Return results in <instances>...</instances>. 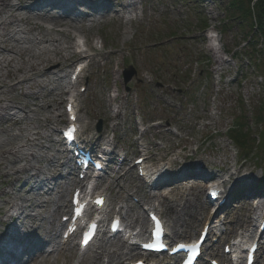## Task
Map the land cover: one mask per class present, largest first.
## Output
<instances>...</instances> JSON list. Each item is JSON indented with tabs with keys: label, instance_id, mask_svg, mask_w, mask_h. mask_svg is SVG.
<instances>
[{
	"label": "rangeland",
	"instance_id": "374dc122",
	"mask_svg": "<svg viewBox=\"0 0 264 264\" xmlns=\"http://www.w3.org/2000/svg\"><path fill=\"white\" fill-rule=\"evenodd\" d=\"M12 1L14 2L15 0ZM142 1L143 3L139 4L138 8L134 11L137 14L135 15L134 13L137 19L133 22L122 24L119 21L105 20L104 23L84 30L86 38L92 45L88 46V48L90 52H93V59L91 57V60H86V62L89 61V66L79 84V86L85 85L87 87V91L79 95L81 100V125H88V129L85 133L94 136L93 133L97 121H101L102 123V130L100 133H102V131H111L110 129H112V125L114 124L115 128L113 129L116 130L114 134L112 133V137L117 140L121 152L125 151L129 153L128 155L131 160L135 158V156H133V154L136 153L134 150H137V147L134 145L135 140L138 141L139 147L142 144V140L153 142L154 146L155 144L162 146V143H167L172 146L174 142H179V146L183 149L181 157L193 156L189 164H191L190 166L201 168L198 174L204 172L213 174L215 170H217L218 172L224 171L226 175V169L230 166L231 172H236V174L244 176L253 175V179L257 182L255 184L264 187V96L262 94L264 92L263 89L254 85L255 81L251 75L245 79H240L241 74H238V71L242 68L241 72H245V65L242 59H236L234 57L236 54L241 55L240 51H243V44L240 45V43L245 31L248 30L246 28L247 24L243 23L240 27L237 25L238 21L228 22V15L233 12L229 11L231 0ZM246 1L247 0H244L245 3ZM85 9L91 13L96 11L93 7ZM41 10V8L37 7L30 12L33 14H35L34 12L41 13ZM75 18H77V16ZM83 19L82 17L81 20ZM204 19L207 22V26L209 25L208 29L211 27L215 28L220 38V45L218 46L220 50L219 55L222 56L224 60L228 61L223 64L220 61V66H222L223 70L228 71V74H230L232 78L237 74L235 82L229 86V88L223 85L219 89V93L211 89L212 85H210L209 77L211 69L207 68V66L202 63L204 61L203 55H208L211 58V68L214 66L215 68L218 67L214 64L215 59L211 53V49L204 43L206 41H204L203 36L208 30H204L201 27V22ZM208 35H210V33H208ZM79 38L80 40L77 38L78 42L82 41L84 37L81 35ZM102 41L104 42L103 47L101 46ZM260 46L258 49H260ZM101 47L102 50L100 49ZM34 49H36V46H34ZM97 50L105 55L96 56ZM224 52H227L226 56L223 55ZM106 53L108 55H106ZM114 53H117L118 56L113 57L112 54ZM129 65L136 70V74L133 76L132 80L125 85L122 79V72L124 68ZM68 70L71 71V68ZM113 71L117 73H115V76H113ZM78 87L74 89L75 94L78 93ZM116 90L120 91V96L117 101L110 104L109 99L115 96ZM35 91L37 92V90ZM19 93L20 91H18V96ZM46 93L47 90H44L40 94L44 95ZM126 95H131L129 103ZM18 96L16 92L13 98ZM57 100V97L48 99L51 108L54 110L59 107V114L63 117V121H59L58 112L54 111V114H52L51 128L52 130L56 129V132L52 134L51 139L56 143L59 139L58 129H61L63 124L66 123L64 104L67 98L61 100L59 106V101ZM22 102L31 105V108L36 112L30 115L31 119L26 123H29L31 128H39L40 124L43 123V120L41 122L39 119H44L45 113H47L46 110H41L40 107L42 106L46 109V106H44L41 100L36 103V106L33 105L35 103L31 99H26ZM108 105H112L111 108H109L110 114L116 112L118 108L121 109L122 113L120 120L111 121L107 118L109 110L107 109ZM208 113L211 115L210 119H207ZM257 118H262L263 120V143L260 148H257L256 143L250 142L249 140L248 146L256 148H254L252 152L250 148L247 154L231 142L228 129L236 120L242 125L245 122L248 130L243 131L245 134L249 135L250 139H254L260 129V127L257 128L255 124ZM156 122H162V125H167V127L172 126L173 130L177 132L178 137L166 136L165 138L164 130L161 135H158V132L156 134L152 126V124ZM134 123L140 124H136V126ZM117 124L119 125V129H117ZM204 124L207 125L205 128L203 127ZM146 128H149L150 133L145 134V136L144 134L138 133V131L141 132ZM3 130L6 134L0 131V141L9 139L8 135L11 134H17L19 137L21 136L18 127H12L11 130L9 128H4ZM50 131L51 129H49V132ZM100 133L95 135V137L99 136ZM45 134H47V132H45ZM112 137L111 139H113ZM197 139H199L201 145L192 144L188 147V140L195 141ZM20 144L21 141L19 139L16 145ZM60 149L61 147L57 143L51 145V148L48 149L36 147L35 150H33L37 154V159H39L40 157L42 158V156L50 157L51 155H55V152H60ZM169 149L173 150L174 148L171 147ZM141 150L142 149H139V151ZM195 150H197V153H195ZM160 151L161 150L155 152L151 156V164H154V162H152L153 159L161 154ZM141 152L144 155L145 152ZM179 152V149L175 150L169 159H175L176 154ZM28 153L29 152H26V154ZM234 153L238 154L241 167L237 166L234 168L232 166L235 161V159L232 158ZM230 154H232L231 159L229 158ZM59 155L60 154H58V156ZM60 157L61 156L58 157L59 161ZM198 158L202 161H198ZM225 159L226 163L224 162ZM34 163L36 164V160ZM24 164L25 162L20 163V165ZM37 166L45 170L47 166L46 161H40ZM178 168V166L174 165L175 171L172 170L173 175L178 174ZM61 169L62 168L59 170L61 171ZM46 170L52 173L51 168ZM64 170L67 171L69 169ZM192 175L194 174L192 173ZM133 179H135L134 176ZM186 179L189 180L194 178L188 177ZM23 184L24 180L22 179L16 184L15 189L19 190L18 188L22 187ZM42 184H44V186ZM47 184L48 183L43 181L40 183L43 194L41 198L39 197L41 201L53 196V194H44L47 191ZM197 184L198 183L194 182L191 183L190 180V183L183 184V186L185 185L187 188L179 187L170 192L168 190L166 193H163V196L157 193L158 198L156 196L153 205H160V210L163 212L167 222L170 223V219L172 218V204L178 201H184L186 198V200L194 202L193 196L196 193V189L200 187H198ZM138 186H140V183L133 182L132 190H137ZM27 189L28 188H26L25 191H27ZM6 190H8V188H6ZM18 192L19 191L15 194ZM20 194L24 193L20 192ZM200 194L201 205L209 207L203 188H200ZM122 196L128 204H133L131 200L129 201L125 198V195ZM25 197L29 198L30 194H26ZM68 197L69 194L66 196V199ZM229 203V205L233 206H229L223 213L226 221V226L223 227V229L228 230V228H230L237 234H242L244 225L240 226V222L246 219L249 223L250 220L247 217L250 216V213L242 206L245 205V202L239 205L231 204V202ZM122 205H124V202L123 204L115 205L114 209L118 210ZM182 208H185L181 211L183 218L187 221H193L194 218L192 219L190 216L193 210L186 205ZM247 209H251V206H247ZM52 211L53 207H51L50 204H42L37 210L30 211L32 216L39 213L36 220L34 219V223H31L33 226L31 234H34V239H36V241L40 232L43 233L49 228L47 226V218L51 216ZM209 211L208 209V212ZM141 212L142 210L139 208L134 210V213L143 214V212ZM201 216L202 215H197L198 218H201ZM3 219L4 218L0 216V220ZM216 221H218V219ZM257 224L259 225V222ZM200 226L201 225L197 226L190 237L185 238H194ZM38 227L41 229L39 230L40 232H38ZM22 229L18 231L19 234H21ZM181 230L182 229H180L179 232H181ZM4 231H6V229L0 225V235H2ZM222 250L223 247L218 246L216 254H221ZM262 254L264 257V251ZM54 262L55 261H53V264ZM58 264H62L61 259L58 260ZM258 264H263V261Z\"/></svg>",
	"mask_w": 264,
	"mask_h": 264
},
{
	"label": "bare ground",
	"instance_id": "6f19581e",
	"mask_svg": "<svg viewBox=\"0 0 264 264\" xmlns=\"http://www.w3.org/2000/svg\"><path fill=\"white\" fill-rule=\"evenodd\" d=\"M72 1L74 2L73 4L76 5L80 16H87V14L79 7L86 6L87 4L94 6L100 5L104 8H112L116 10L115 15H110L109 17L110 19L117 20L121 23H126V21L124 22V17L119 15V9L132 11L137 8L139 3H143L142 0ZM43 2H49L48 4L51 3L55 10H60V7H63L61 1L59 2L55 0H15L14 2L12 0H0V131L6 134L3 130L4 128H9L11 130L12 127H18V131L21 133L20 137L17 134H11L8 135L9 139L0 141V216L4 218L3 220H0V225L6 229V231L3 232V235L7 237L9 240L8 243L11 244L9 249L3 254V261H1L2 264H19L24 258L31 255L33 256V254L36 253H39L41 258H34L29 264H51V260L58 259L57 257L51 258L48 254L43 255V253L44 251L53 249L54 246L57 245L59 223L56 221L61 214L67 213L70 208V204L68 205L65 200L69 188L75 184V186L82 187L81 181L72 183L68 182V179L74 177L75 174L74 172L64 170L67 169L64 165L68 164V162L73 159L68 152H65L64 154V151H56L55 155H51L50 157L42 156V158L40 157L41 159L39 158L41 162L44 160L46 161V169L51 168L52 173L37 166L40 161L37 159V154L34 151L35 148L48 149L51 148V145L57 144L51 139L52 134L55 132L51 129V120L54 111L58 112V120L63 121L62 115L59 114V107L53 110L48 99L57 97L59 106L61 100L72 97L75 103V96H71V92L75 89V85H70V83L66 81L69 76L68 69H70L79 58V55L74 52L76 46L75 40L78 36L83 35L85 37V44L87 46H92L86 38L84 32L85 29L82 25L63 21L57 14L49 11L50 7H44L45 9H43L41 6ZM37 7H41L42 10H46V12L43 11L41 14L33 15L30 11ZM73 10V8H66L65 12L71 13ZM34 46H36V49H34ZM102 46H104L103 41ZM104 55L105 54L100 52L97 53V56ZM112 56L117 57L118 54L114 53ZM113 76H115L114 71ZM35 90H37V92ZM44 90H47V93L44 95L40 94ZM18 91H20L19 96ZM16 92L18 97L13 98ZM26 99H31L35 103L33 104L34 106H36V103L41 100L44 106H46V109L42 106L40 107L41 110H46L48 114L45 113L44 119H39L41 122L43 120V123L40 124L39 128H31L29 123H26L31 119L29 116L36 113L35 110L31 108V105L22 102ZM117 99L118 96L110 99V102H115ZM127 100L129 103L130 98ZM17 111L23 113L22 117L17 118ZM121 113L122 111L119 108L116 115H111L110 110H108L107 118L111 121H113V119L120 120ZM86 126L87 125H85L84 128ZM112 127L115 128V125ZM49 129H51L50 132ZM117 129H119V125L117 126ZM161 129L162 128H158L155 129V131ZM45 132H47V134H45ZM19 139L21 144L16 145V142L19 141ZM91 141H93L91 142V147L92 150H94L95 147L98 146V143L103 144L105 141V144H108L110 147L112 146L111 143L116 140L110 141L107 136L103 134ZM119 149V147L116 149L115 146H112L109 149V152L105 154V172L100 176V182L103 181V183H106V190L112 189L110 191H115V188H119L118 192L115 191L116 194H118L119 199H122V194H120V192L126 193L125 198H130L131 191L127 190L125 192V189L121 187V184L127 179V177H129L132 171L136 169V166L129 169L125 175H121L119 172L113 170V167L121 168L126 161L129 162V153H125V151L122 153L124 160L118 158L117 151L121 152ZM138 151L139 150L137 149L136 152ZM26 152L29 153L26 154ZM58 154H60V159L63 161H59ZM35 160L36 164L34 163ZM64 160H66L65 163ZM21 162H25V164L20 165ZM61 167L62 169L60 171L59 169ZM164 167L165 166H158L155 171L151 170V175H157V173L166 175L167 168L165 169L166 173H162V168L164 169ZM82 169L81 166V170ZM110 171L115 173L112 177L113 180L111 181L109 180L110 177L107 176ZM189 174L190 173H181L179 177L173 178L176 182L174 187H183V182L179 184L177 181L184 176H189ZM162 175L157 178L163 179L164 177ZM106 176L107 178L105 179ZM213 176L214 175H208L207 178ZM171 177V174L167 175V178L165 177L163 179L165 181H162V184L169 182ZM22 179L24 180L23 186L18 188L19 190H16V184ZM148 179L151 181L154 180V178L151 179V177ZM41 181L49 184H47L48 186L46 185L47 191L44 193L45 195H48L56 188L57 195L41 201L40 198L43 195L42 188L40 187ZM115 182L117 185L114 186ZM204 183L205 181L201 183V185L197 184V186L201 187ZM154 184H156V182H154ZM42 185L44 186V184ZM156 185L159 186L158 184ZM149 186L145 188L152 190L149 195L155 194L158 188L153 189ZM160 187L162 186H159V188ZM200 187L196 189V193L193 196L194 202L191 200L178 201L174 206H171L172 219L170 220V228L173 236H178L180 234L177 233L176 228L182 227L184 229L180 235H188L196 229L198 226L197 224L204 223V217L198 219L197 215L199 216L203 213L206 219L211 217V215L206 214V207L202 206V209H198L199 206H201L199 196L201 195ZM6 188H8V190H6ZM26 188H28L27 191H25ZM17 191L19 192L15 194ZM20 192L24 194H20ZM26 194H30V197H25ZM250 196H252V194ZM231 197L232 195L226 198L225 204L231 199ZM145 198L144 195L142 198L140 197L139 204L143 203ZM146 200L147 203H144L149 205L153 200V197L148 196ZM42 204H50L51 207H53V211L51 216L47 218V226L49 228H47L46 231L48 233L46 231H42L43 233H41L39 231L41 229L38 227V232H40V234L36 241V239H34V234L32 235L31 233L33 229L32 224L34 223V219L36 220V217L39 216V213L32 216L30 211L37 210ZM185 205L193 210L191 211L190 216L195 220L188 222L180 215V211L185 209L182 208ZM134 210V207L130 206L128 202L125 201V207L122 206L118 211H122V222L125 224L126 228H130L132 225L136 224L140 226L142 230L145 229L147 221L142 216L138 214L136 215ZM219 210L220 209L217 211L219 212ZM249 219H251V216ZM20 229L24 231L23 233L21 232V234L18 232ZM209 229L210 233H208V236L209 238H212L213 236L211 235L214 233V228L213 226H210ZM104 235H106V233H104ZM120 237L121 236L116 235L113 239H107V241L111 246L119 247L118 242H121ZM102 241H104L103 238ZM260 245L262 246L261 251H263L264 244L260 243ZM123 246L124 243L122 242L120 247ZM103 247L98 248L100 249V252L95 253V255H85L78 264H104L102 261L103 257H107L108 259L106 264H122L121 262L125 261L128 256H134L131 252L128 253V255H125L117 250L113 252L109 251L106 244H104ZM19 249L21 250L20 253L18 252ZM67 249V255H70L68 259L69 261L72 258V249ZM133 250V248L130 249V251ZM54 252L56 251L54 250ZM58 254L59 253L57 252L56 255ZM135 258H139L138 255H135ZM113 261L116 262L113 263Z\"/></svg>",
	"mask_w": 264,
	"mask_h": 264
},
{
	"label": "trees",
	"instance_id": "16d2710c",
	"mask_svg": "<svg viewBox=\"0 0 264 264\" xmlns=\"http://www.w3.org/2000/svg\"><path fill=\"white\" fill-rule=\"evenodd\" d=\"M254 0H231V7L234 10L232 18L237 17L238 20L252 24L256 22L258 26V32L264 39V0H257L254 4V9L250 8L251 3ZM253 12V14H252Z\"/></svg>",
	"mask_w": 264,
	"mask_h": 264
},
{
	"label": "water",
	"instance_id": "95a60500",
	"mask_svg": "<svg viewBox=\"0 0 264 264\" xmlns=\"http://www.w3.org/2000/svg\"><path fill=\"white\" fill-rule=\"evenodd\" d=\"M134 74V72L132 70H130V73L125 72L126 75V81L130 80V78L132 77V75Z\"/></svg>",
	"mask_w": 264,
	"mask_h": 264
},
{
	"label": "snow or ice",
	"instance_id": "6c2138e0",
	"mask_svg": "<svg viewBox=\"0 0 264 264\" xmlns=\"http://www.w3.org/2000/svg\"><path fill=\"white\" fill-rule=\"evenodd\" d=\"M68 135H69V137H71L72 133L69 132ZM84 243L87 244L88 243V240H85Z\"/></svg>",
	"mask_w": 264,
	"mask_h": 264
}]
</instances>
